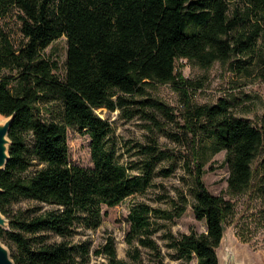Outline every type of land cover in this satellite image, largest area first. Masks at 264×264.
<instances>
[{
  "label": "trees",
  "instance_id": "16d2710c",
  "mask_svg": "<svg viewBox=\"0 0 264 264\" xmlns=\"http://www.w3.org/2000/svg\"><path fill=\"white\" fill-rule=\"evenodd\" d=\"M242 1L248 6L244 13L232 10L231 0H0V114L12 117L10 158L0 171V209L9 224L0 226V239L16 264H89L90 242L75 238L101 226L104 205L116 206L149 184L163 152L157 145L144 147L149 157L143 175L131 174L106 141L110 121L96 113L120 109L126 118L151 120L155 111L170 114L168 105L147 96L149 85L172 82L189 108V131L211 138L214 153L226 150L230 190L241 193L250 186L264 129L236 116L226 98L212 106H191L196 84L176 68L181 58L208 68L256 52L264 39V0ZM10 14L21 22V46L3 23ZM63 35L68 50L61 77L58 61L44 57L43 51ZM231 65L237 71L243 66ZM15 79L16 91L11 85ZM50 100L61 101L62 110L58 120L47 122L37 104ZM69 127L91 134L92 167L70 162ZM33 160L41 167L28 174ZM203 166L199 164L195 177L193 209L197 218L205 219L207 232L170 233L180 264H189L194 256L198 264H219L217 248L234 208L208 190ZM261 190L264 196V183ZM17 199L53 207L12 217L9 207ZM187 204L185 198L175 212L137 204L129 214L131 261L119 257L114 237L96 253L107 264H146L145 248L156 264H167L154 238L157 219L181 216ZM48 233L60 240L49 241Z\"/></svg>",
  "mask_w": 264,
  "mask_h": 264
},
{
  "label": "rangeland",
  "instance_id": "374dc122",
  "mask_svg": "<svg viewBox=\"0 0 264 264\" xmlns=\"http://www.w3.org/2000/svg\"><path fill=\"white\" fill-rule=\"evenodd\" d=\"M248 6L242 0H231V9L246 12ZM4 25L12 33L16 46L25 41L20 31L21 22L15 14H10ZM68 38L63 35L43 51V56L58 61V73L61 77L66 71ZM231 63L243 65L240 71ZM177 72L196 85L191 91V106L215 105L219 99L226 98L232 103L236 116L249 118L255 126L264 129V39L259 40L257 50L252 55H238L231 61H216L204 68L186 58L177 59ZM16 91L18 82L13 80ZM147 96L164 102L170 108V114L153 112L156 119L137 115L126 118L121 110L110 111L107 108L96 109V113L110 121L111 129L106 139L116 153L117 161L127 165L134 175H143L149 155L146 148L157 145L163 152L162 159L154 167L149 184L139 192L125 198L116 206H103V220L99 228L79 234L75 241L88 240L92 247L89 264H107L105 256L96 253L110 237L116 240L120 258L131 261L127 242L130 230L129 214L134 206L147 203L153 207L176 211L185 198L188 200L186 211L172 219H157L158 231L154 238L165 254L167 264H180L176 251L170 246L169 235L177 237L191 232H207L205 219L197 218L193 203L195 202V177L199 164L203 163V180L208 190L215 195H222L233 203V211L225 222L224 237L217 248L219 264H226L229 252H242L249 264H264V196L261 188L264 183V147L253 161V179L250 186L241 193H233L228 184L230 168L226 162V150L214 153L212 139L195 134L187 127L189 108L185 97L172 82L155 83L147 87ZM143 98V97H140ZM41 116L47 122L56 121L62 110L59 100L41 101L37 104ZM7 118L0 114V123ZM27 138L32 141V135ZM70 145V162L84 167L94 165L92 159V137L86 130L78 127L68 128ZM41 167L36 160L30 166L28 174ZM53 206L33 199L12 201L9 212L12 217L33 209L45 211ZM46 235V234H45ZM49 241L60 237L48 233ZM136 245V242H135ZM146 264H156L153 254L141 248ZM189 264H198L196 256Z\"/></svg>",
  "mask_w": 264,
  "mask_h": 264
},
{
  "label": "water",
  "instance_id": "95a60500",
  "mask_svg": "<svg viewBox=\"0 0 264 264\" xmlns=\"http://www.w3.org/2000/svg\"><path fill=\"white\" fill-rule=\"evenodd\" d=\"M7 120L0 123V171L5 168L10 158L11 139L9 137L10 128L12 125V117H6ZM2 188L0 187V192ZM9 220L0 209V226L7 227ZM228 256L226 264H238L233 255L227 250ZM0 264H16L9 247L0 239Z\"/></svg>",
  "mask_w": 264,
  "mask_h": 264
},
{
  "label": "bare ground",
  "instance_id": "6f19581e",
  "mask_svg": "<svg viewBox=\"0 0 264 264\" xmlns=\"http://www.w3.org/2000/svg\"><path fill=\"white\" fill-rule=\"evenodd\" d=\"M233 257L238 264H249L247 257L242 252L234 251Z\"/></svg>",
  "mask_w": 264,
  "mask_h": 264
}]
</instances>
